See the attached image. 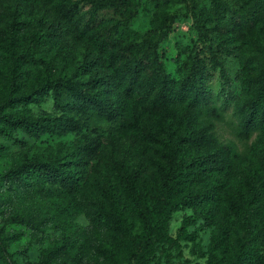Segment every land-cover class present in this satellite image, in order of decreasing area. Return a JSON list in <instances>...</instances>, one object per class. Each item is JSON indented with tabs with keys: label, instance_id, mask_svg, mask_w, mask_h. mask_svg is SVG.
Returning <instances> with one entry per match:
<instances>
[{
	"label": "rangeland",
	"instance_id": "rangeland-1",
	"mask_svg": "<svg viewBox=\"0 0 264 264\" xmlns=\"http://www.w3.org/2000/svg\"><path fill=\"white\" fill-rule=\"evenodd\" d=\"M61 1L0 0V103L12 80L20 93L29 96L49 77L73 76L86 57L99 54L102 40L135 59L150 61L149 54L156 53L176 80L189 72L190 51L198 46L208 65L209 89L218 94L226 83L237 96L230 105L217 96L211 103L215 113L192 112L188 103L179 101L167 110H156L152 102L132 99L115 122L90 108L78 114L76 132L39 137L20 129L0 133V171L16 167L28 147L52 158L78 160L86 158L90 137L102 139L101 151L89 159L82 188L72 200L62 194L11 199L8 189L0 187V237L10 249L11 261L97 262L96 208L114 202L123 182L155 189L169 152L167 138L185 137L192 123L204 131V147L215 150L231 144L233 163L222 172L190 169L184 175L181 188L207 201L213 218L194 219L193 208L176 200L149 264H264V226L252 236L243 219L247 199L264 192V124L247 136L240 113L251 84L264 68V0H67L79 5L81 22L65 25V43L53 39L31 48L30 40L41 33L43 22L59 18ZM222 69L230 79L221 74ZM91 77H96L95 70ZM122 89L123 85L111 93L117 104L123 100ZM37 96L14 110L32 116L62 113L52 91ZM199 147L189 150L198 158L205 150ZM67 200L73 201V207L63 212L61 205ZM133 232L141 241L138 222ZM247 257L252 258L247 262Z\"/></svg>",
	"mask_w": 264,
	"mask_h": 264
},
{
	"label": "trees",
	"instance_id": "trees-1",
	"mask_svg": "<svg viewBox=\"0 0 264 264\" xmlns=\"http://www.w3.org/2000/svg\"><path fill=\"white\" fill-rule=\"evenodd\" d=\"M58 15L57 19L43 22L41 33L30 40L31 48L44 46L53 39L65 43V25L82 20L79 5L67 0L59 3ZM98 48L99 54L86 57L73 76L49 77L43 81L39 91L29 96L18 91L15 80L10 81L8 95L0 103V133L7 135L20 129L30 137H39L46 133L76 132L80 129L78 114L90 108H96L102 117L115 122L124 116L127 101L132 99L141 104L152 102L156 110H167L172 103L179 101L188 103L192 112L215 113L211 103L217 96L223 97L225 105H230L237 96L226 88V83L221 85L218 94L209 89L208 65L200 58L198 46L190 51L192 66L189 72L178 80L167 74L162 59L156 53L149 54L152 59L145 61L112 49L105 40L99 42ZM93 70L96 72L95 78L91 77ZM221 74L230 79L225 69L221 70ZM257 79L255 84H251L252 90L240 108L242 127L247 136L264 124V68ZM121 85L123 100L117 104L111 93ZM51 91L56 105L62 109L60 115L43 113L32 116L25 111L14 110L17 105L32 102L38 98L37 95L46 96ZM65 96L68 98L65 99ZM192 125H189L185 137L176 140L167 138L169 152L155 189L149 191L141 183L132 185L123 182V188L117 189L114 202L101 203L96 208L94 222L98 260L94 264H122L132 260L134 264H149L164 233L167 215L173 210L176 200L180 199L193 208L194 219L203 217L212 220L207 201L192 191L182 189L181 179L190 169H208L212 172L227 170L233 163L234 147L231 144L215 150L204 147V131ZM196 146L205 148L200 158L189 151ZM101 148L99 135L89 138L85 147L86 158L78 160L52 158L28 147L16 167L0 171V187L8 189L11 199H31L37 194L51 198L62 194L72 200L82 188L89 159L98 156ZM150 199H153L152 203ZM70 207H73L70 200L61 205L63 212L69 211ZM243 211L247 228L252 236H257L264 226V192L259 196L251 195ZM17 214L22 218L24 216L22 212ZM134 222L140 224L142 237L139 242L133 232ZM9 251L8 245L0 237V264H15ZM251 258L247 257V262Z\"/></svg>",
	"mask_w": 264,
	"mask_h": 264
}]
</instances>
